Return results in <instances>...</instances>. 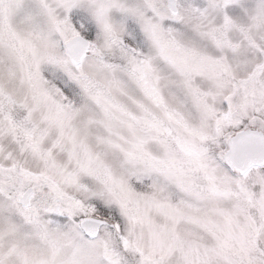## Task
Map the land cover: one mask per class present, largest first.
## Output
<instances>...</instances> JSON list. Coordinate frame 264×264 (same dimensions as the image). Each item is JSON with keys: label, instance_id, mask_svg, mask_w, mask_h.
<instances>
[{"label": "snow or ice", "instance_id": "1", "mask_svg": "<svg viewBox=\"0 0 264 264\" xmlns=\"http://www.w3.org/2000/svg\"><path fill=\"white\" fill-rule=\"evenodd\" d=\"M0 264H264V0H0Z\"/></svg>", "mask_w": 264, "mask_h": 264}]
</instances>
